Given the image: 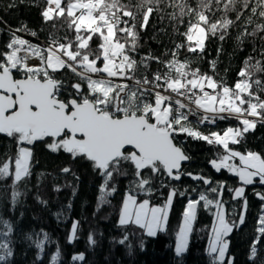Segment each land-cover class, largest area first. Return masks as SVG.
<instances>
[{
  "label": "snow or ice",
  "instance_id": "1",
  "mask_svg": "<svg viewBox=\"0 0 264 264\" xmlns=\"http://www.w3.org/2000/svg\"><path fill=\"white\" fill-rule=\"evenodd\" d=\"M160 2L140 0L136 5L137 13H133L121 0H44L42 19L54 27L56 21H63L74 33V39L65 37V42H61L53 37L48 46L42 48L12 32L4 50L0 51V134L10 138L17 151L0 163V181H12L11 204L17 205L23 195L19 186L21 183L26 185L31 176L33 153L27 145L44 142L52 152L63 151L73 159L86 160L94 171H98L103 177L101 203H107L106 196L116 191L114 186L108 191L115 176L131 175L133 187L122 202L119 225L134 224L145 230L147 236L155 237L158 231L164 230L174 198L186 193L161 183V187H170V191L162 205L153 206L149 199L138 202L132 191L151 197L156 178L167 176L172 181H180L182 176H189L208 185V191L217 198L210 199L205 192H200L199 199L187 200L182 213L183 223L177 234L176 257H182L187 251L188 237L203 202L205 209H215L208 245L211 264H235L228 251L227 237L245 223L248 201L244 186L254 184L256 178L264 185V154L242 153L232 146L241 144L247 133L255 131L257 124H264V96L261 95L264 82L253 80L250 70L255 68L257 72H264V65L259 61L251 65L252 58L249 57L238 74L240 79L229 87L223 81L201 73L198 68L192 69L190 61L178 59V53L184 49L203 56L206 41L210 37L223 41L228 29L244 17L245 11L252 14L247 17L246 24H251L252 16L257 14L264 17V0H227V3L224 0H199L197 8L188 5L187 0H180L175 5L180 10L179 17L173 13L170 18L179 19L181 23L184 16L189 19L186 30L178 33L183 42L174 44V51L170 52L172 59L161 60L149 54L138 62L130 55L137 50L136 17L141 16L139 27H146L150 15L160 10ZM213 3H223L225 13L235 12L236 21L227 15L215 21L210 19L208 13L212 12ZM14 6L13 3L7 5L9 8ZM16 31L28 29L25 26ZM258 33H264V24L257 25L250 33L245 27L239 39L243 42L245 36ZM30 34L36 35L35 32ZM94 38L99 41L95 50L91 47ZM33 58L37 63L30 62ZM148 61L163 65L165 70L158 69L151 79L147 75L137 78L135 73L139 66L147 69ZM215 67L216 61H212L213 71ZM62 70L70 71L76 80L58 79L56 74ZM190 116H198L196 127L189 121ZM230 119L237 120L238 126L227 127L222 132L203 133L198 129L199 124ZM180 134L222 149L209 163L216 172L226 169L242 182L240 187L227 189L234 193V200H242V211L237 220L226 219L222 200L226 186L223 182L212 186L210 178L184 170L183 164L190 161L191 156L175 143ZM237 159L238 164L234 162ZM62 171L69 173L70 169L65 167ZM255 195L264 202V192ZM37 199L47 205V201L39 196ZM0 225L6 229L0 231V264H12L14 225L2 217ZM78 227L79 222H73L69 242L76 239ZM256 232L258 235L249 255L253 264L257 244L264 240V207L258 215ZM34 235L38 237L39 234ZM27 238L32 240V236ZM128 239V235H124L115 243L131 248ZM88 241L90 245L96 244L91 235ZM47 242L46 232L43 239L32 240L39 253L44 252ZM140 246L143 248V241ZM59 255L57 249L51 264H57ZM72 260L83 262L85 255H73Z\"/></svg>",
  "mask_w": 264,
  "mask_h": 264
},
{
  "label": "trees",
  "instance_id": "2",
  "mask_svg": "<svg viewBox=\"0 0 264 264\" xmlns=\"http://www.w3.org/2000/svg\"><path fill=\"white\" fill-rule=\"evenodd\" d=\"M140 0H121L133 12L137 13L136 7ZM9 3L15 6L7 7ZM180 0H161L159 11H154L146 27L140 28L141 16L137 15L136 31L138 33L137 50L130 53L138 62L142 57H160L161 60H171V51L174 44L181 43L182 38L178 33L186 30L188 16H184L183 23L179 19H171L175 13L179 17V8L175 5ZM227 3V0H224ZM192 8H197L199 0H187ZM44 0H0V51L9 42L12 32L24 38L33 45H39L42 41H48L55 37L61 42L64 38L74 39V33L67 28L63 21H56L55 27L51 22H45L41 17ZM239 7V5H237ZM220 10H217V9ZM214 13V15H213ZM210 19L219 20L225 15L236 21V13L223 11V3H213L212 12L208 13ZM250 11H245L244 17L236 21L228 29V34L223 41L218 37H210L206 41V51L203 56L181 49L178 59L190 61L192 69H199L201 73L213 76L223 81L229 87H233L239 77V72L245 68V61L255 65L257 61L264 65V33L256 36H245L243 42L239 39L246 27L247 32H252L259 24H264V17L258 14L252 16V23L246 24ZM127 19V18H126ZM63 24V26H62ZM28 31H16L22 28ZM178 30V31H177ZM30 32H35L32 36ZM99 41L93 40L91 47L96 49ZM216 61L215 70L211 68V62ZM149 67L145 69L139 66L135 73L137 78L147 75L151 79L152 74L163 65L155 61H148ZM252 79H260L264 82V72H257L255 68ZM58 79L66 82L76 80L70 71H61L56 74ZM255 89V86H254ZM264 96V93H261ZM239 122L234 119L225 120L212 128H203L208 131H223L227 127H236ZM175 143L191 156V160L184 166V170L194 174H202L213 181L225 184L222 200L225 202L226 219L237 220L242 211V200L233 199V193L227 189L236 188L242 184L238 177L221 170L213 171L209 161L215 158L217 152H222L219 146L208 145L204 141L192 138H177ZM33 153L31 160V176L25 183H21L19 191L23 194L20 202L11 204L10 179L0 181V217L13 223L14 231L11 235L13 241L14 257L12 264H51V257L59 249L60 255L57 264H211L208 254V245L211 228L214 220L215 209H205L202 204L198 207L197 217L193 223V231L189 235L187 251L182 257L175 255L177 234L182 223V213L188 199H195L200 192H205L210 199H216L214 193L208 191L201 182L194 183L190 179L181 177L178 182L172 183L167 176L158 177L154 180L155 191L149 197L145 193H137L139 199L147 198L152 205H162L168 187H161V183L173 184L185 196L177 195L169 210L168 219L164 231H159L155 237H149L143 229L134 224L120 226L118 223L122 202L125 195L132 189V177L115 176L110 181L109 189L114 186L116 191L106 196L107 203H101L100 188L103 177L94 171L91 164L83 159H73L70 154L63 151L52 152L44 142H35L28 145ZM242 153L253 151L264 154V124H257L255 131L246 134L245 139L239 145H233ZM17 151L15 143L8 137L0 134V163L8 156ZM69 168V173H64L63 168ZM59 187L61 190L56 191ZM195 188L196 191H192ZM256 192H264V185L252 184L245 186V196L248 201L245 223L234 229L227 237L229 240V254L234 258L235 264H253L249 259L250 247L258 235V215L264 202L255 195ZM47 201V205L39 202L37 197ZM79 222L76 239L69 242V233L74 221ZM238 222V221H237ZM6 230L0 225V231ZM47 233L49 242L45 244L44 252L32 243L37 238L43 239V233ZM39 234L38 237L37 235ZM93 236L96 244L90 245L88 238ZM124 235H128L131 248L115 243ZM32 236V240L27 237ZM143 241V248H141ZM84 253L85 261L77 262L72 256ZM39 255V258H38ZM255 264H264V240L257 244V257Z\"/></svg>",
  "mask_w": 264,
  "mask_h": 264
},
{
  "label": "built area",
  "instance_id": "3",
  "mask_svg": "<svg viewBox=\"0 0 264 264\" xmlns=\"http://www.w3.org/2000/svg\"><path fill=\"white\" fill-rule=\"evenodd\" d=\"M24 39V38H23ZM37 46H40V47H42V48H46L47 46H48V42H40L39 43V45H37ZM24 53H21V55H23ZM180 60V59H179ZM180 61H182V60H180ZM31 63H33V64H35V63H37V60L35 59V58H33L31 61H30ZM161 71H164L165 69H164V67L162 66L161 67V69H160ZM116 82H125V83H129V84H132L133 82L132 81H119V80H117ZM189 121L191 122V124H192V122H193V126L194 127H196L197 125H196V123H197V121H198V116H190L189 117ZM221 120H217L216 121V123H214V124H208V123H203V124H199L198 125V129L201 131V132H203V133H207L208 131L207 130H203V128H202V126H214V125H216V124H218L219 122H220ZM223 121H225V120H223ZM177 138H179L178 136L176 137V139ZM170 186H174L173 184H169ZM174 187H176V186H174ZM168 188H170V187H168ZM196 199H199V195H197L196 196ZM201 203H203V202H201Z\"/></svg>",
  "mask_w": 264,
  "mask_h": 264
},
{
  "label": "rangeland",
  "instance_id": "4",
  "mask_svg": "<svg viewBox=\"0 0 264 264\" xmlns=\"http://www.w3.org/2000/svg\"><path fill=\"white\" fill-rule=\"evenodd\" d=\"M185 135V134H184ZM186 136V135H185ZM186 138H191V137H187L186 136ZM27 147H29L28 145H27ZM30 148V147H29ZM238 160V159H237ZM235 163H239V161H234ZM212 167V166H211ZM213 169V168H212ZM222 170H226V169H222ZM213 171L214 172H216L215 171V169H213ZM216 173H219V172H216ZM238 180H239V178H238ZM240 182V181H239ZM241 184H242V182H240ZM254 184H258V185H261L259 182H258V178H256V182L254 183ZM242 186V185H241ZM240 187V186H239ZM245 187V186H244ZM127 194H129V192L127 193ZM126 194V195H127ZM133 195H135L136 197H137V193H132ZM125 195V196H126ZM233 195H234V193H233ZM144 199H147V198H144ZM143 199H139L138 197H137V201L139 202V201H142ZM151 204V203H150ZM152 205V204H151ZM153 206H159V205H153ZM264 207V206H263ZM224 211H225V205H224ZM120 215V214H119ZM214 221H215V216H214V220H213V223H214ZM74 222H76V220L74 221ZM118 223H119V220H118ZM182 223H183V220H182ZM182 223H181V225H182ZM72 227V226H71ZM165 227H166V224H165V226H164V230H165ZM163 230V231H164ZM144 232H145V230H143ZM70 233H71V229H70ZM70 233H69V236H70ZM158 233V232H157ZM145 234H146V232H145ZM212 237V231H211V235H210V238ZM210 241V240H209ZM73 242V241H72ZM176 242H177V239H176ZM188 242H189V237H188ZM71 243V242H70ZM176 246V245H175Z\"/></svg>",
  "mask_w": 264,
  "mask_h": 264
},
{
  "label": "water",
  "instance_id": "5",
  "mask_svg": "<svg viewBox=\"0 0 264 264\" xmlns=\"http://www.w3.org/2000/svg\"><path fill=\"white\" fill-rule=\"evenodd\" d=\"M178 136H180V137H183V138H186V136L184 135V134H180V135H178ZM189 163V161H187V162H184V164H183V168H184V166L185 165H187ZM185 178H188V179H190L192 182H194V183H197V182H201V181H195V180H193L191 177H189V176H184ZM202 183V182H201ZM203 184V183H202ZM204 185V184H203ZM205 187H207L208 185H204Z\"/></svg>",
  "mask_w": 264,
  "mask_h": 264
},
{
  "label": "bare ground",
  "instance_id": "6",
  "mask_svg": "<svg viewBox=\"0 0 264 264\" xmlns=\"http://www.w3.org/2000/svg\"><path fill=\"white\" fill-rule=\"evenodd\" d=\"M49 41V40H48ZM48 41H43V42H48ZM154 102V101H153ZM192 124H193V122H192ZM196 125H197V123H196ZM217 125V124H216ZM216 125H214V126H216ZM214 126H202V128H212V127H214ZM176 140V139H175ZM173 183H175L176 181H172ZM186 206V205H185Z\"/></svg>",
  "mask_w": 264,
  "mask_h": 264
},
{
  "label": "crops",
  "instance_id": "7",
  "mask_svg": "<svg viewBox=\"0 0 264 264\" xmlns=\"http://www.w3.org/2000/svg\"><path fill=\"white\" fill-rule=\"evenodd\" d=\"M235 161H238V160H235ZM167 194H168V193H167ZM167 194H166V197H167ZM166 197H165V199H166ZM164 202H165V200H164ZM164 202H163V203H164ZM118 220H119V219H118Z\"/></svg>",
  "mask_w": 264,
  "mask_h": 264
}]
</instances>
